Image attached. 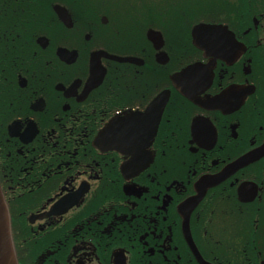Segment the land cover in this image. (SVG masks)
I'll return each instance as SVG.
<instances>
[{"label": "flooded vegetation", "instance_id": "flooded-vegetation-1", "mask_svg": "<svg viewBox=\"0 0 264 264\" xmlns=\"http://www.w3.org/2000/svg\"><path fill=\"white\" fill-rule=\"evenodd\" d=\"M0 192L17 264H264V0H0Z\"/></svg>", "mask_w": 264, "mask_h": 264}, {"label": "water", "instance_id": "water-1", "mask_svg": "<svg viewBox=\"0 0 264 264\" xmlns=\"http://www.w3.org/2000/svg\"><path fill=\"white\" fill-rule=\"evenodd\" d=\"M212 29H214V27L209 25H198L194 27L193 29L194 39L197 33H207ZM150 34L153 36L156 33L150 32ZM195 42H197L196 39ZM188 72L189 70H187L184 73V75L187 74ZM9 228L10 227H9L8 213L3 197L0 192V264H16V260L10 243Z\"/></svg>", "mask_w": 264, "mask_h": 264}]
</instances>
